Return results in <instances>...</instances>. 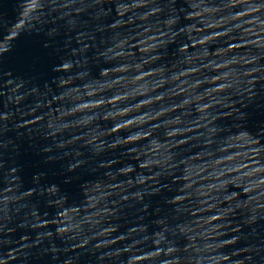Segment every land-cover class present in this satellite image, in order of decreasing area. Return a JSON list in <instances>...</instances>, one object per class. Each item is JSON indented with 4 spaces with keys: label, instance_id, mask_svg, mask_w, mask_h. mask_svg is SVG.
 <instances>
[{
    "label": "water",
    "instance_id": "1",
    "mask_svg": "<svg viewBox=\"0 0 264 264\" xmlns=\"http://www.w3.org/2000/svg\"><path fill=\"white\" fill-rule=\"evenodd\" d=\"M0 264H264V0H0Z\"/></svg>",
    "mask_w": 264,
    "mask_h": 264
}]
</instances>
